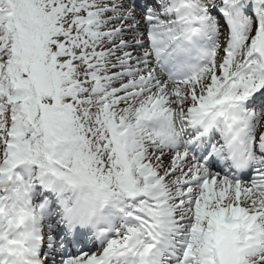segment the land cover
I'll return each mask as SVG.
<instances>
[{
	"label": "snow or ice",
	"instance_id": "snow-or-ice-1",
	"mask_svg": "<svg viewBox=\"0 0 264 264\" xmlns=\"http://www.w3.org/2000/svg\"><path fill=\"white\" fill-rule=\"evenodd\" d=\"M0 264H264V0H0Z\"/></svg>",
	"mask_w": 264,
	"mask_h": 264
}]
</instances>
